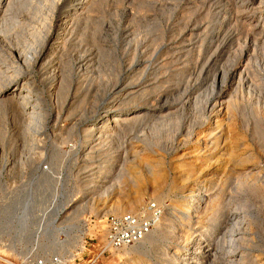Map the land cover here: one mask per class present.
<instances>
[{"label":"rangeland","instance_id":"rangeland-1","mask_svg":"<svg viewBox=\"0 0 264 264\" xmlns=\"http://www.w3.org/2000/svg\"><path fill=\"white\" fill-rule=\"evenodd\" d=\"M112 1L114 0H110L109 2L112 4ZM157 1L158 7L159 3L166 2V0ZM205 1L209 2V0ZM210 1L217 2L220 0ZM258 1L259 0H254V5H251L252 8L249 7L251 10L248 8L249 10L243 15V20L248 19V21H253L256 24V21H258L260 17L257 13L252 16L254 12L252 10L257 7ZM109 7H106L107 9L105 8V12L110 9L114 10V3ZM154 9L155 11L150 10L149 17H152V20L154 18L156 20L157 18V22L163 18V20L160 21V26L155 20L150 21V24L144 21V23L142 21L138 23L139 21L136 19L133 23H130L128 22V18L123 17V15H107L106 19L109 21L107 20L106 22V36L109 38L113 37L118 42L114 50V55L102 60V62H104L102 65L101 62L98 65L96 62L91 63L87 69L88 71H86L88 73L86 77L88 76L89 78L80 75L79 77L78 74L81 73L83 69L79 70L80 68L77 67L78 64L73 65L70 70L71 74L69 73L70 76H66L67 79L63 78L64 80H61L62 85L60 84V89H58L57 97L62 101L58 100L59 102H55L56 98L51 95V91L46 88L45 85L43 86V84H41L43 90V101L41 103L46 118L44 119V125H42L43 127L40 131L36 130L37 128L34 125V120L32 121V119H29L31 117L27 115L22 114V118H18L17 116L20 117V115L15 114L14 116L17 117V119H15L16 117H14L12 113L4 111L0 113V264H32V260L38 257H43L45 264H61V262L62 264H87L88 259L98 253L99 247L103 243L102 239H104V236L102 235V229L105 216L108 213H121L130 210L109 211L111 206L117 203H124L125 205L128 204L127 208H130L129 203L132 202L133 206L131 205V210H137L149 200H155L164 205L161 220L164 219L162 224L165 229L160 233L156 243L147 244L148 251H146V255L143 256V260L140 261L139 264H178L180 256L182 253H185L188 246H191V243L187 245L184 243H176L175 237L178 235V231L176 232L178 219L173 216L172 212H176L177 210L176 213H180L178 209L187 210L189 203L188 195L191 189L203 183L204 181L202 178H215L218 175H221L220 177H222L223 180L219 181L217 189L219 188L220 191L221 189L225 191V193H223L225 195L228 193L226 199L230 200L231 206L236 207L238 212L240 211L241 218H243V225L248 227L246 234L250 238L249 242H252L248 251L250 253H257L260 259L259 261L264 264V47H261L262 45L260 43H256L260 45H258V48L256 45L250 48L245 47L244 50L250 57L242 60H240L238 56L236 57L237 50L241 48L237 42H235V45L233 44L234 46H232L231 43L227 44L228 46L225 45V47L221 45V48L215 51V53H217H214V58L218 66L230 68L233 65L232 63H239L240 61L241 69H246L247 73H245V77L241 79H239V77L236 78L235 82H232L231 78H229L223 88H221L222 85L220 82L217 83L218 89L216 91L222 89L224 92H228L225 97L231 100V104L236 110H234V112L228 110L226 114L224 113L225 116L222 115L227 122L224 119L221 134L218 139V146L220 147L211 155L212 158L210 160L212 161L209 162V164L200 165L199 162L195 163L192 160L196 157L193 153V144L196 136L192 134L189 138L186 136V131L189 125H194L208 118V113L204 109V100L206 97L205 90L208 89L206 88V84H209L212 80H208V78H212L213 72L211 70L208 73L207 83L201 85L202 87H199L196 91L194 85L198 81V76L192 74L193 66L189 62V49L187 47L185 48L183 44L177 46L179 43L175 40L176 38L171 37L174 32V20L176 18L173 16L169 19L164 18V16H161L162 14L158 12L157 8ZM111 17H113V19ZM108 24L110 26H108ZM113 25L114 27L112 28ZM160 27L162 28L160 29ZM146 28L149 32H152L148 33L147 30H145ZM150 28L153 30H149ZM214 32V27H210L208 35L211 36ZM248 32L253 36L255 35L254 37L259 38L258 35L260 33L258 30L248 29ZM144 33L146 36H144ZM166 33H168V37L170 36L169 38L166 36ZM156 34L159 35L158 37H163V43L160 42L162 38L160 37V40H158L156 44V40L159 39L156 37ZM237 34L236 36L239 35ZM121 35L123 37H132L130 39L136 42H133V44H138V47L141 48L138 49L139 53L132 65H130L126 59H122L121 53H123L122 50L124 49L122 48L123 37L121 38ZM141 36L142 38L144 37L143 41ZM240 36L244 39L245 34L241 33ZM153 37L156 38V40H153ZM150 43H152V46ZM165 43L166 49L163 47ZM153 44L161 45H159V47L156 46L157 49L159 48L157 50L158 55L154 57L150 53V47L153 48L155 46ZM142 47L145 50H143ZM161 48H163V50ZM181 48L183 50H181ZM185 51H187V53ZM161 53H166L168 56L166 54V57L164 54H162V56ZM253 53L255 55H252ZM144 56L151 57L145 58ZM236 59L239 61H236ZM248 61L250 62L247 64ZM162 62H164V64ZM151 63L156 64L152 65ZM67 65L68 64H65L64 67H67ZM94 65H96L97 68H95ZM147 65L150 66L149 73H151L149 82L151 84L158 82L163 84V86L165 85L167 88L169 87L168 89H171V94L169 95V97L172 98L171 100H180L174 111L176 114L173 113L172 115L174 119L171 117L172 119L169 120L170 122L168 121L161 124L158 118L154 117L153 119L150 117L152 118L151 120L148 118V122L147 120L142 121L140 122L141 125L140 123L139 125L134 124L135 126H131L130 123L126 124L125 126H128L127 129L125 126L121 128L123 131L126 130L125 132L120 129H117L119 133L117 130L111 132L107 131V135L105 134L106 136L104 135L94 139L95 142L94 140L91 142L90 140L88 141V136L91 133L89 129L91 126L89 125L94 123L96 119L98 120V115L101 113L105 111L107 114L113 113L112 108L108 106V100H112L113 98L112 95H108V89L113 85L116 77L120 74H125L124 76L128 77L129 74L131 75L130 68L139 72L140 69L144 68L143 66L147 67ZM247 65L250 67L247 68ZM127 66L129 67L127 68ZM66 67L64 68L65 72H67ZM92 67L93 70L89 71ZM247 69H249V71ZM37 70L36 65L33 68V73L37 75V78H40L41 74ZM160 71L162 73H160ZM156 75L159 77L157 78ZM204 77L206 78L203 74L201 81L205 79ZM82 78H85L86 81ZM160 79H163V82H160ZM68 80L69 83L67 84ZM78 80L80 81L76 82ZM81 80L84 81V83H82ZM240 80L243 82H240ZM175 84L178 86H175ZM49 94L52 99L49 97ZM154 95H157V93ZM66 98H68V100L64 104L62 115L58 116L56 119L57 116L52 113L53 109L57 108V106H61V103H63ZM69 110L72 113H69L70 116L68 114ZM106 112L104 114H106ZM66 115L67 117H65ZM25 116H27L28 119H25ZM81 118H84V120L79 122ZM3 122L5 123L3 124ZM77 123L80 124L77 125ZM228 124L231 126L230 131L226 129ZM83 128H85V130H83ZM84 131H86V133ZM109 137L111 138L109 139ZM104 138L105 140H102ZM104 141L105 144L102 143ZM156 141L160 142L156 143ZM90 145H92L93 149L89 147ZM178 145L181 147L176 149ZM134 146L142 151V158H133L130 150L131 147ZM230 147L232 149H230ZM228 153L230 155H228ZM124 157L127 159L124 160ZM142 159L144 161H142ZM215 159L218 160L216 161ZM226 159L227 162H225ZM111 160L113 162H111ZM218 161L221 163L219 164ZM127 163L133 164L135 166L133 168L138 172H135L133 169L132 171L129 169L127 170V167H129ZM116 165H118L119 169ZM151 167L159 169L162 173V175L157 178L161 181L162 189L160 190H155L152 187L154 178H152L150 172H148L150 171L149 169H152ZM99 170H101V172ZM112 170L113 172H118L117 170H121V172L125 171L129 176L125 175L124 179L121 180L120 186L110 188L106 192L104 191V187L107 186L112 179ZM45 171L53 176H50V174L46 175ZM188 171L189 176L185 177ZM104 172L107 175L106 179L102 177ZM227 174L229 176L228 178H226ZM96 175H101V177L98 178V176L96 178ZM95 178L98 180L95 181ZM214 178H212V180ZM94 183L99 184L93 186ZM211 184L212 183H210V185ZM137 195H140L142 200L141 202L135 203L133 200ZM209 198L210 202H208ZM211 199L212 195L211 197L204 196L205 201H201L202 206L206 203L210 206L208 207L209 210L205 212V216L208 214L206 216V223L208 222L207 217L211 218L213 210H215L218 205L216 200L212 201L211 204ZM196 203L195 201V204ZM90 204H92V206H90ZM80 205L81 207L85 205V207H80L81 209L77 208V206ZM62 207L67 209L61 215H57V211ZM190 208L194 209L195 206H190ZM107 211L109 212L105 214ZM63 216H71V219L69 218L66 219L67 221H64ZM169 217L173 219L169 220ZM53 219H56V221L54 224L55 226L52 225V228L50 223L52 224L54 221ZM81 225L83 226L81 227ZM157 230L158 228H155L154 232ZM198 232V229L195 228L191 230L190 233H195L194 236H196ZM193 234L191 235L193 236ZM82 248L84 249L82 250ZM54 255L59 257V260L56 262L52 261L51 258ZM174 257L176 261L173 262L172 260ZM115 261V264H121L123 263V257L112 255V251L100 255V264H111Z\"/></svg>","mask_w":264,"mask_h":264},{"label":"bare ground","instance_id":"bare-ground-1","mask_svg":"<svg viewBox=\"0 0 264 264\" xmlns=\"http://www.w3.org/2000/svg\"><path fill=\"white\" fill-rule=\"evenodd\" d=\"M109 1L110 0H0V113L4 111V112L12 113L13 116L15 114L20 115V117L17 116L18 118H22L23 115H27L31 117L29 119H32V121L34 120L33 122L37 128L36 130L40 131L43 127L42 125H44V119L46 118V115L43 112V105L41 103L43 101V95H42L43 90L41 88L42 86L41 84H43V86L45 85L46 88H48L51 91V95L54 98H56L55 102L62 101V100H59L57 97L58 89H60L59 87H60V84L62 83L61 80L63 78H66V76H70L69 73L71 74L70 70L73 67V65L78 64L77 67L80 68L79 70L83 69L81 73L78 72L79 73L78 76L79 75L82 77L85 76V78H87L88 76L86 77V74L88 75V73L86 71H88L87 69L91 63L96 62V64L98 65L101 62V65H102V63H104L102 62V60L106 58H110L114 55V50L117 47L118 42L117 40H115V38L113 37L109 38L108 36H106L105 29L107 28V25H106V22L108 20L106 19L107 15L108 16L110 15H114V16L121 15L122 16L123 15V17L128 18V22L130 23H133L135 19L139 21L138 23H140L141 21L142 22L144 21L145 23H149L150 21L155 20V18L152 20L151 19L152 17H149L150 10L155 11L154 8H157L158 12H160L162 14L161 16H164V18L169 19L172 16L176 18L174 20L175 21L174 32L173 34L171 33L172 34L171 37L176 38L174 39L177 40V43H179L177 44V46L180 44H183L185 48L187 47L189 49L188 50L190 52L189 62L193 66L192 74L198 76V81L196 80L197 83L194 85V88H196V91L199 89V87L200 88L202 87L201 85L206 84L209 79L210 80L212 79L209 82V84H206V88L208 89L205 90L206 97L204 100V109L208 113L207 114L208 118L206 120L200 119L202 120L201 122H198L194 125H189V128L186 131L187 137L190 138L192 134H195L196 136L194 144H193V147H194L193 153L196 157L192 160L195 163L199 162L200 165L209 164V162L212 161L210 160L212 158L211 155H213L215 151H217V148L220 147L218 146L219 145L218 139L221 134L222 125L225 119L224 113L226 114L228 110L229 111L231 110L232 112L236 110L234 106L231 104L232 103L231 100L225 97L228 92L226 91L224 92L222 89L221 90L219 89L220 91L219 90L216 91L218 89L217 83L220 82V84L222 85L221 88H223L225 84L228 82L229 78H231L232 82H235L236 78L239 77V79H241L242 77H245L244 74L247 73L246 69L244 70L241 69L240 61L238 59H236V61L238 60L239 63L233 61L234 63H232L233 64L232 66L230 64L231 66L230 68L229 67L227 68L226 66L225 67L218 66V63L214 58V53L215 51H218L217 50L218 48H221V45H224L225 47V45L231 43V45L234 46L235 42H237V44H239L241 48L239 49L237 48L238 50L236 52V57L238 56V58L242 60L244 58L250 57V55L244 50L245 47L250 48L253 45H256V47L258 48L259 44H256V43H260L262 45L261 47H264V0H259L257 2L258 3L257 7L253 8L254 10H252L254 11L252 16H254L255 13H257L258 16L260 17L258 21H256V24L253 21H248V19H246L247 21L243 20V15L246 14L247 10L250 9L249 7H251V5H254L253 3L254 0H220L217 2H211L210 0L209 2L205 0H175V2L174 0H166L165 3H161V4L159 3V7L157 5L158 3L157 0H114L115 2L112 1V4L114 3L115 9L114 10L110 9L105 12V8L106 7L108 8L110 5H112ZM111 18L113 19V17ZM155 21L157 22V18ZM160 21L157 22L159 26L161 24ZM109 24L108 26H110ZM113 27L114 25L112 26V28ZM210 27H214V31H215L214 34L211 36L208 35ZM161 28L162 27H160V29ZM151 29L152 28H150L149 30ZM248 29H254L255 31L258 30L260 33L258 35L259 38L254 37L255 35L254 36L251 35L252 31L249 34ZM145 30H147V28ZM147 32L151 33L152 31L149 32L147 30ZM241 33L245 34L244 39H242V37L240 36ZM166 34H167L166 36L168 37V33ZM236 34L238 36H236ZM144 36H146L145 33H144ZM158 36L159 35H157L156 37ZM122 37L123 36L121 35V38ZM160 37H158L159 39L157 40L154 37L152 39L156 40V44H157V41L160 40ZM130 38L132 37H129V36L123 37L122 48L124 50H122L123 53L121 54H122V59L124 60L126 59L130 63V65H132L133 61L135 62L137 55L139 53L138 49H141V48L138 47L139 46L138 44H133V42L135 41H132V39ZM143 38H142V41H143ZM162 39L163 37L161 38L160 42L163 41ZM152 43H150L151 46H152ZM166 43L163 46L165 49H166ZM159 45L160 44L155 45L153 48L150 47L151 48L150 53L152 54L153 57L155 55H158L157 50L159 48L157 49V47H159ZM161 49L163 50V48ZM146 50H147V47H146ZM181 50L183 49L181 48ZM225 51H226V48H225ZM185 52L187 53V51ZM162 54L164 53H161V55ZM252 55H255V54L253 53ZM148 57L149 56L145 58H148ZM221 60H222V57H221ZM250 61H248L247 64ZM162 63L164 64V62ZM65 64H68L67 67L65 66L67 68L66 69L67 72H65L64 70ZM155 64H152V65H155ZM36 65L38 69L37 71L40 72L41 74L40 78H37L36 77L37 75L33 73L34 72L33 68ZM247 66H248L247 68L250 67L249 65ZM94 67L97 68L96 65H94ZM128 67L129 66H127V68ZM143 67H144L142 68L143 70L139 68L140 69L139 72L136 71L135 69L130 68L131 75L129 74L128 76L126 74L128 77H125L124 76L125 74L124 75L120 74L116 77V80L114 81L113 85L108 89V92H109L108 95L110 94L113 96L112 100L110 99L111 101L108 100L109 101L108 106L112 108L113 113L107 114V112L105 111L106 114H104L105 112L101 113L100 115H98V120L96 119L97 121L95 120L94 123L89 125L91 126L89 128L91 130V133L89 134L88 139L86 138L88 141L90 140L91 142L94 139L104 136L105 134L107 135V131L111 132L117 129L122 130L121 128H123V126H125L128 123H130L131 126H135L134 124L139 125V123L142 121L147 120L148 122V118L150 117H152L153 119L154 117H156L160 120V123L162 124L164 122H168L170 119L174 117V116L172 117V115L175 109L177 108L180 100H174V99L171 100L172 98L169 97V95L171 94V89L169 90L168 89L169 87L167 88L165 87V85L163 86V84L158 83V82L155 84H151L149 82L150 80L149 76L151 74L149 73L150 66L147 65L148 68L146 66H143ZM92 70H93V67L89 71H92ZM211 70L213 72V76L212 78H208L207 80V75ZM247 70L249 71V69ZM160 73L162 72L160 71ZM203 74L206 76V78L204 77L205 79L201 81V77ZM158 77L159 76H157V78ZM68 78L71 79L70 77ZM85 78L84 79L82 78V79L85 80ZM79 81L80 80L76 82H79ZM70 82L72 83L71 80ZM160 82H163V79L162 80L160 79ZM240 82H243V81L240 80ZM68 83H69V80L67 84ZM82 83H84V81H82ZM177 84H175V86H178ZM52 93H55V94H52ZM155 93H157V95H154ZM49 97L51 98L50 94H49ZM67 100L68 98H66L64 102L61 103L62 104L61 106L58 107L56 105L57 108L53 109L52 113L53 115L57 116L56 119L58 118V116L62 115V112L64 110V104L65 102H67ZM104 102L102 103L105 104ZM69 113H71L70 110L68 114ZM27 116H25L24 118L26 119ZM17 117L15 119H17ZM65 117H67V115ZM152 118H150V120ZM81 120H84V118L83 119L81 118L79 122H82ZM4 123L5 122H3V124ZM78 124L80 123H77V125ZM129 128H130V125H129ZM230 128L231 126L230 124H228L226 127L227 131H230ZM83 130H85V128H83ZM125 131L126 130H124L123 132ZM84 132L86 133V131ZM110 138L111 137H109V139ZM102 140H105V138ZM158 142L160 141H156V143ZM102 143L105 144V141ZM92 145H90L89 147L92 148ZM99 146H96V147H99ZM179 147L181 146L178 145L176 149ZM230 149L232 148L230 147ZM141 152L142 151L137 149L136 146L131 147L130 153L132 154L133 158H138V157L142 158ZM228 155L230 154L228 153ZM123 159L125 160L127 158L124 157ZM142 161L144 160L142 159ZM111 162L113 161L111 160ZM225 162H227V159ZM218 163L220 164L221 162L218 161ZM149 164H152V163H149ZM118 165L116 166L118 167ZM128 166L129 167H127V170L128 169L131 171L132 169L135 170L133 168L135 167L133 164H129ZM149 170L150 171L148 172H150V176L154 178L153 179L154 182H152V187L155 190L162 189L161 181L157 179L159 176L162 175V173L159 171V169H156L155 167ZM99 171L101 172V170ZM117 171L119 172V174L118 172L116 171L113 172L112 170V173H113L112 179L110 180L109 184L104 187V191L107 192L110 188H113V187L115 188V187L120 186L121 180L124 179L125 175L129 176V174L125 171L124 172H121V170H117ZM135 172H138V171L135 170ZM45 174L47 175L50 173H47L45 171ZM101 175H96V178L98 176H99L98 178H100ZM50 176H53V175L50 174ZM188 176H189V171L185 174V177H188ZM220 176L218 175L215 178L212 177L214 178L213 180L211 177L202 178L204 182L200 183L199 186L192 188L190 191V194L188 195L189 197L188 209L187 210L178 209V212L180 213H176L177 210L176 212L175 211L172 212L173 216L178 219V224L176 225V229H177L176 232L178 231V235H176L175 237L176 243H184L186 245L188 243H191V246H188L187 249L185 250V253H182V255L180 256L178 264H263L262 262L259 261L260 259L257 253H253V252L250 253L248 251V249H250L251 247L252 242H249L250 238L246 234L248 227L243 225V218H241V214L239 213L240 211L238 212V209L236 207H233L230 205V200L226 199V195L228 193L225 195L223 194L225 193V191H223L222 189L220 191L219 188L217 189V185L219 184V181L223 180L222 177ZM226 176H227L226 178L229 177L228 174ZM102 177L105 179L107 178V175L105 174V172ZM96 178H95V181L98 180ZM210 183L212 184L210 185ZM98 184L94 183L93 186H96ZM211 195H212L211 204H212V201L216 200L218 205L216 206L215 210H213V214L211 218L207 217L208 222L206 223L207 221L206 216L208 214L205 216V212L209 210L208 207L210 206H208L207 203L206 204L203 203L204 205L202 206L201 201L204 200V196L211 197ZM141 200H142L141 196L137 195L134 198L133 202L137 203V202H141ZM195 201L197 202L196 204H195ZM208 202H210V198L208 199ZM231 202H232V199H231ZM127 205H125L124 203L113 204L111 208L109 209V211H122L123 209L131 210L132 209L131 205L133 206L132 202L129 203L130 208L129 207L127 208ZM90 206H92V204H90ZM190 206H195V208L191 209ZM80 207L81 205L77 206V208H80ZM83 207H85V205ZM66 209L67 208L62 207L59 211H57L58 212L57 215H61L62 213H64ZM109 211H107L105 214H107ZM63 217L65 221L66 219H69L71 216H63ZM56 219H53L54 221L52 222V224L50 223L51 227L52 225L55 224ZM172 219H170L169 217V220H172ZM163 221L164 219L162 220L160 219L159 222L156 223L155 227L139 242L132 244V245H127V246L117 248L112 251V255L123 257V261H122L123 263L121 264H139V262L143 260V256L146 255V251H148L147 244L156 243V241L158 240L160 236V233H162L163 230L165 229L162 224ZM82 226L83 225H81V227ZM155 228H158L156 232H154ZM195 228H197L199 231L196 236H194L195 233L194 234L190 233L191 230H194ZM191 234H193V236ZM83 249L84 248H82V250ZM172 261L173 262L176 261L175 257ZM115 263L116 261L111 264H115Z\"/></svg>","mask_w":264,"mask_h":264},{"label":"built area","instance_id":"built-area-1","mask_svg":"<svg viewBox=\"0 0 264 264\" xmlns=\"http://www.w3.org/2000/svg\"><path fill=\"white\" fill-rule=\"evenodd\" d=\"M163 211L164 205L155 200H149L137 210L108 213L102 229L103 243L98 253L88 259L87 264H100V255L105 252L139 242L159 222ZM51 258L54 262L59 260L56 255ZM32 264H45L44 258H35Z\"/></svg>","mask_w":264,"mask_h":264}]
</instances>
